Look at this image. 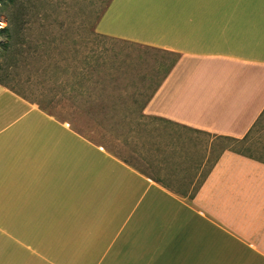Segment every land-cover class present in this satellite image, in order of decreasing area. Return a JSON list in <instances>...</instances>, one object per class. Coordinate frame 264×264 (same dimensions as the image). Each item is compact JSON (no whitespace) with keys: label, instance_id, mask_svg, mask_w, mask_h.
Masks as SVG:
<instances>
[{"label":"crops","instance_id":"0c3cea01","mask_svg":"<svg viewBox=\"0 0 264 264\" xmlns=\"http://www.w3.org/2000/svg\"><path fill=\"white\" fill-rule=\"evenodd\" d=\"M100 35L178 57L143 114L243 138L264 112V0H110ZM0 264H264V163L177 193L0 85Z\"/></svg>","mask_w":264,"mask_h":264},{"label":"rangeland","instance_id":"374dc122","mask_svg":"<svg viewBox=\"0 0 264 264\" xmlns=\"http://www.w3.org/2000/svg\"><path fill=\"white\" fill-rule=\"evenodd\" d=\"M109 2L0 0V85L189 197L226 148L264 160V114L246 145L143 115L177 56L100 35Z\"/></svg>","mask_w":264,"mask_h":264},{"label":"trees","instance_id":"16d2710c","mask_svg":"<svg viewBox=\"0 0 264 264\" xmlns=\"http://www.w3.org/2000/svg\"><path fill=\"white\" fill-rule=\"evenodd\" d=\"M177 60H178V57H177V59L174 61V64L177 62ZM174 64L172 65V67L174 66ZM171 67V68H172ZM171 70V69H170ZM170 72V71H169ZM168 72V73H169ZM149 100V99H148ZM148 102V101H147ZM146 105V104H145ZM145 107V106H144ZM144 109V108H143ZM142 113H143V111H142ZM263 114H264V112L262 113V115L259 117V119L263 116ZM144 115V114H143ZM159 119V118H158ZM258 119V120H259ZM258 120H257V122H258ZM257 122L253 125V127L250 129V131L243 137V138H234V137H229V136H217V137H221V138H224V139H226V140H229V141H233V142H235V143H237V144H241V145H246L248 142H249V139H250V137H251V134H252V132L254 131V128L256 127V125H257ZM190 130H192V129H190ZM195 131V130H194ZM199 132V131H198ZM202 132V131H201ZM205 133H207V132H205ZM207 134H209V133H207ZM210 135V134H209ZM225 151H233V152H236V153H238V154H241V155H243V156H246V157H249V158H252V159H255V160H258V161H260V162H263L264 163V160H262V159H260V158H257V157H254V156H252V155H250V154H247L246 152H242V151H236V150H234V149H230V148H226L223 152H222V154L225 152ZM221 154V155H222ZM220 155V156H221ZM219 159V158H218ZM218 161V160H217ZM215 165V164H214ZM213 165V166H214ZM213 168V167H212ZM207 177V176H206ZM199 189V188H198ZM198 189L195 191V193L193 194V195H191L190 196V198H192V197H194L195 196V194H196V192L198 191Z\"/></svg>","mask_w":264,"mask_h":264}]
</instances>
